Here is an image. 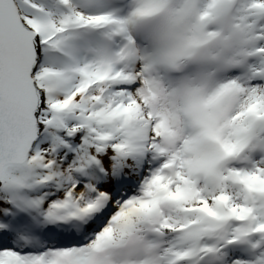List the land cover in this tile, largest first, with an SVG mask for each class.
<instances>
[{"label": "snow or ice", "instance_id": "6c2138e0", "mask_svg": "<svg viewBox=\"0 0 264 264\" xmlns=\"http://www.w3.org/2000/svg\"><path fill=\"white\" fill-rule=\"evenodd\" d=\"M0 264H264V0H0Z\"/></svg>", "mask_w": 264, "mask_h": 264}]
</instances>
